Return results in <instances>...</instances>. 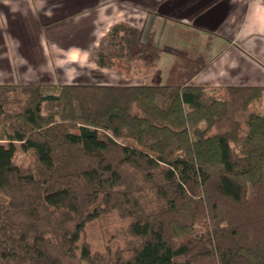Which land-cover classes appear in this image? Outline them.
<instances>
[{
  "label": "trees",
  "instance_id": "obj_1",
  "mask_svg": "<svg viewBox=\"0 0 264 264\" xmlns=\"http://www.w3.org/2000/svg\"><path fill=\"white\" fill-rule=\"evenodd\" d=\"M113 31L114 56L157 67ZM58 88L0 84V264H264V87ZM110 213L133 243L93 253Z\"/></svg>",
  "mask_w": 264,
  "mask_h": 264
},
{
  "label": "crops",
  "instance_id": "obj_2",
  "mask_svg": "<svg viewBox=\"0 0 264 264\" xmlns=\"http://www.w3.org/2000/svg\"><path fill=\"white\" fill-rule=\"evenodd\" d=\"M121 25L169 76L192 64L198 85L264 86V0H0V84H123L111 69L138 60L113 54Z\"/></svg>",
  "mask_w": 264,
  "mask_h": 264
},
{
  "label": "rangeland",
  "instance_id": "obj_3",
  "mask_svg": "<svg viewBox=\"0 0 264 264\" xmlns=\"http://www.w3.org/2000/svg\"><path fill=\"white\" fill-rule=\"evenodd\" d=\"M152 52V51H150ZM149 52V53H150ZM162 58V57H161ZM166 58H163L161 62H158L157 68H149L143 65V62L138 61L135 63L137 66H126L125 65H118L114 66V68L111 69V72H116L120 73L122 75L123 84H130V85H137V84H144L143 80L145 81L146 84L151 85V81L149 79V76L151 75V72H153L151 78L153 81V84L157 85H169V86H176V85H186L188 83H198L190 79L188 77L189 75L196 73L193 69V65H189V70L184 73L180 72L179 69H176L175 71L171 72V76H169V68L173 67L170 66L173 64L169 61V63L166 61ZM180 64L179 62H177ZM125 64V63H124ZM185 64V63H184ZM197 67V66H196ZM168 71V72H167ZM112 77V75H110ZM179 76L185 77L183 79H177ZM188 77V78H187ZM115 78V77H114ZM112 78L111 80H113ZM134 79H137L135 82ZM91 80L99 81V82H104L107 81L105 80L104 77H94ZM131 80V82H129ZM85 82V80H83ZM197 81V80H196ZM90 83V81H87ZM172 84V85H170ZM14 85V84H11ZM24 85V84H20ZM197 86H205L207 88L213 89L216 88L218 89L217 96L219 98L223 97L226 93L225 88L226 87H219V86H206L203 84H196ZM39 86H42L44 88V91L48 94H54L59 92V84L56 85H48V84H41ZM228 87V86H227ZM260 87V86H259ZM264 87V86H262ZM260 87V88H262ZM2 144H5V142H1ZM19 146V145H17ZM133 146H136V143H133ZM16 163L18 165L22 166H27L31 163L32 158L29 153H25L22 151V149L19 147L18 151L16 153ZM128 221L125 219L120 218L118 215L115 213H110L109 215H105L97 221H94L92 223H89L85 227V232L82 237L83 243H87L89 247L91 248V251L93 253H98V252H105L108 248H112L115 250L116 248H129L133 240L130 238L128 234Z\"/></svg>",
  "mask_w": 264,
  "mask_h": 264
}]
</instances>
